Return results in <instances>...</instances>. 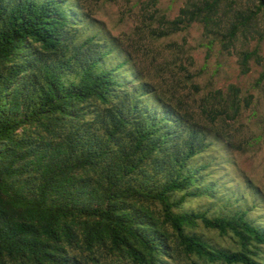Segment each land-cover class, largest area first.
I'll list each match as a JSON object with an SVG mask.
<instances>
[{
  "label": "trees",
  "instance_id": "16d2710c",
  "mask_svg": "<svg viewBox=\"0 0 264 264\" xmlns=\"http://www.w3.org/2000/svg\"><path fill=\"white\" fill-rule=\"evenodd\" d=\"M67 1L0 0V264H262L264 230L245 209L181 208L203 192L205 165L189 161L217 120L240 112L238 87L203 96L196 118L175 86L136 71L122 42L80 32ZM156 20L157 38L199 23L208 49L255 39L241 73L260 59L264 0H185ZM200 227L236 248L215 247Z\"/></svg>",
  "mask_w": 264,
  "mask_h": 264
},
{
  "label": "rangeland",
  "instance_id": "374dc122",
  "mask_svg": "<svg viewBox=\"0 0 264 264\" xmlns=\"http://www.w3.org/2000/svg\"><path fill=\"white\" fill-rule=\"evenodd\" d=\"M184 3L185 0H159L155 5L149 0H68L67 7L80 32L97 33L106 44H112L114 39L122 42L135 58L136 71L139 68L164 89L173 90L175 86L174 93L195 116L203 96L216 90L226 93L230 85L238 87L240 112L231 120H217L216 133L209 131L208 146L189 161L193 168L205 165L198 173L203 192L187 198L181 208L208 210L209 215L245 209L246 217L264 230V80L255 84L264 69V41L259 43L260 59L250 60L249 70L241 73L239 53L253 49L255 39L239 38L229 50H222L215 41L208 49L209 37L199 23L164 37L150 35V28L159 25L158 15L172 19ZM148 22L150 26L146 27ZM117 59L118 55L113 54L109 61ZM131 68L121 72L130 84L134 82ZM198 231L217 248H236L231 234L221 235L201 227ZM255 258L264 264V245L256 249Z\"/></svg>",
  "mask_w": 264,
  "mask_h": 264
}]
</instances>
